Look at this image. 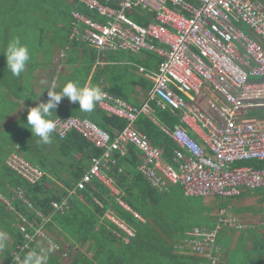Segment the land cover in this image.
<instances>
[{
  "label": "trees",
  "instance_id": "trees-1",
  "mask_svg": "<svg viewBox=\"0 0 264 264\" xmlns=\"http://www.w3.org/2000/svg\"><path fill=\"white\" fill-rule=\"evenodd\" d=\"M99 1L104 3V0ZM72 11L97 18L93 11L77 0H0V49L6 47L12 37L22 33L27 39L30 38L36 51L45 54L48 49V56L43 60L38 61L34 55H30L25 70L18 77L13 76L6 67L5 50L0 52V235L4 237L0 264H16L14 258L18 253L23 256L30 250L48 249L47 240L37 238L29 243L28 248L18 252L17 247L23 246L26 241L20 230L22 221L25 223V233L33 235L36 229L41 228L55 245L46 253V264H60L61 257L66 255V244L74 250L69 264H212L205 254L186 247L191 231L198 226L191 224L197 220V216L203 219L202 223L208 230L216 231L214 244L218 248V261L215 264H261L249 257L252 253L262 256L259 238H254L251 251L245 252L249 233L256 231L254 228L261 224H253V221L241 223L238 216L228 214L230 208L234 214H252L253 202L239 208L230 205L221 214L222 208L204 204L206 198L186 196L180 185L172 186L167 193L158 192L137 169L140 159H137L138 149L132 144H129L124 156L112 151L115 164L103 169L117 193L93 179L84 189H76L75 193L69 195L76 188L81 175L88 170L91 158L99 156L101 150L76 131H69L62 139L53 132L51 143H40L27 125V109L22 103L37 102L40 96L37 89L43 88L42 85L37 87L43 68L48 70V82L45 83V93H41L43 97L35 106L47 101V90L54 87L59 92L67 81H76L84 86L91 76L90 84L99 86L103 70L97 67L95 73L91 72L96 50L69 39L74 21ZM147 13L142 12L140 17L145 18ZM128 16L142 26L148 23L137 13L131 12ZM65 46H69V50L62 63L68 64L69 71L65 75H56L52 85L56 57L53 58L51 51L57 47L60 52ZM177 92L186 101L194 97L181 89H177ZM155 109L159 120L168 127L181 125L177 110L170 107L161 110L157 106ZM70 116L89 119L105 130L110 138L126 125L123 119L103 112L98 104L92 112H84L79 109L78 103H72L66 97L61 99L50 118L54 120ZM133 126L150 144L162 151L166 162L173 163L175 144L158 126L142 115L137 117ZM11 155L39 169L41 176L34 182L28 181L9 165ZM243 163L264 168V161L258 160L236 165ZM19 190L21 193L18 194ZM173 190L178 192L174 194ZM245 191L242 189L241 194ZM63 200H66V205L62 210L53 206V203L61 204ZM224 218L244 225L242 230L237 231L239 235L234 248H231V241L236 230L223 225ZM122 227L130 230L132 235ZM52 235L60 236V241ZM80 249H84L82 252L91 251V257Z\"/></svg>",
  "mask_w": 264,
  "mask_h": 264
},
{
  "label": "built area",
  "instance_id": "built-area-1",
  "mask_svg": "<svg viewBox=\"0 0 264 264\" xmlns=\"http://www.w3.org/2000/svg\"><path fill=\"white\" fill-rule=\"evenodd\" d=\"M77 2L102 17V21H97L77 11L71 12L74 21L69 39L93 47L97 54L95 64L103 63L104 53L116 51L134 54L148 51L161 60L155 72L147 73L152 79V87L140 106L129 105L103 90L106 95L98 107L126 121L115 137L110 138L105 130L86 118L70 116L54 119V133L58 138L62 139L69 131H76L101 150L99 156L91 158L88 170L81 175L69 195L76 189H84L93 179L117 193L103 169L115 164L112 151L125 154L128 144L136 147L141 154L139 172L162 193L180 185L186 196L219 197L224 200L239 197L242 189L264 187V168L236 165L251 160L264 161V123L247 119L250 111L264 109V1ZM134 7L149 10L153 21L145 26L137 24L128 16ZM242 27L247 28L250 34ZM67 50L69 46L60 50L54 59L52 85L62 70ZM139 69L143 71V68ZM177 89L193 94L194 99L186 101ZM205 89H211L218 96L214 101H207L210 113L201 109L197 101ZM152 102L160 109L170 107L177 110L179 123L196 131L202 140V143L196 141L179 124L172 130L161 127L175 144L174 163L166 162L162 151L150 144L133 126L138 115L157 123L153 118ZM9 165L30 182L42 174L15 155L12 163L9 160ZM119 204L127 208L121 201ZM65 205L66 200L61 204L53 203L56 209L61 210ZM220 213L224 214L225 208ZM23 222L20 230L26 241L23 246L17 247L18 252L28 248L29 243L37 238L52 242L41 228L36 229L33 235L25 233ZM222 223L236 231L244 228L243 222L231 218L222 219ZM122 228L131 235L128 229ZM215 236L216 231L195 227L186 241V247L205 254L215 264L218 261Z\"/></svg>",
  "mask_w": 264,
  "mask_h": 264
},
{
  "label": "crops",
  "instance_id": "crops-1",
  "mask_svg": "<svg viewBox=\"0 0 264 264\" xmlns=\"http://www.w3.org/2000/svg\"><path fill=\"white\" fill-rule=\"evenodd\" d=\"M262 1H264V0H262ZM131 12L137 13V15H139V17L142 16V12H144V13L148 12L147 16L145 18L144 17H140V18H143L144 20H147L148 23H150V21L153 20V14L149 10H145V9L143 10V9H140V8L136 9V7H134L133 10L129 11V14ZM94 14H96L97 18H93V19H95L97 21H102V17H100L95 12H94ZM132 20L135 21L138 24L136 19H132ZM237 24H238V26H241L239 22H237ZM242 29L245 30L246 33L250 34V32H249V30L247 28L242 27ZM87 47H89L90 49L93 48V47H90V46H87ZM79 51H82V50L79 49ZM134 55H140V58L136 59ZM111 58H113V59H111ZM102 60H103V63L102 64H98V65L95 64V60H94V62L92 64V70H91L92 74L95 71V68H97V67H100L99 69L103 70V74L101 76V81H100L99 87L102 90L106 91L107 93H110V94L120 98L121 100H123L124 102L128 103L129 105L140 106L144 102V100L146 99L147 93L152 87V79H151V77H149L147 75V73H152V72H155L157 70V67H158V64H159L161 58L158 55H156L155 53L148 52V51H141V52H139L137 54H134V53H131V52H128V51H116V52H106V53H104L103 57H102ZM68 67H69L68 64L64 63L60 73L63 72L64 68L66 69V72L68 73V71H69ZM139 68H143V71H140ZM63 75H65L64 72H63ZM91 80L92 79H91V76H90L88 78L86 84H89ZM39 84L40 85H37V87L42 85L43 88L41 90H38L39 88L37 89L38 93L40 92L38 94L40 96L37 98V102H38L39 99H41L43 97L42 94L45 93V91H46L45 89H46V86H47V85L45 86V83H42L40 80H39ZM204 91H205L204 94L201 97H199L197 99V101H198L201 109H203L204 111L210 113L209 107L207 105V101L208 100H213L214 101L218 96L211 89H205ZM193 99H194V97L192 99H189L188 101H191ZM37 102L35 100H33V101H25V102L22 103V105H23V107L28 109L29 107L35 106V104ZM151 105H152V108H153V118H154V120L157 123H155L152 120H151V122L153 124H155L156 126H158L159 130L162 133L167 135L162 130L161 127H165V128H167L169 130H172L176 126V124H175L174 127L172 126V128H170V127H168L166 125V123H162L159 120V118H158V113L156 114L155 110H157V109H155L156 106L154 107L155 104H153V102H152ZM166 109H161V110H166ZM142 116H144V115H142ZM144 117H146V116H144ZM247 119L248 120L249 119L253 120L255 123H262V122L264 123V114L260 110H257L252 115H250V117L247 118ZM181 127L182 128L185 127L184 129H186L187 132H189V134L194 139H196V141H198L199 143L200 142L202 143V140H201L199 134L196 131H193V130L189 129L185 125H183ZM128 146H129V144H128ZM125 154H122L121 156H124ZM140 156H141V154L138 151L137 159H140ZM151 187H153V186H151ZM173 187H171L170 190ZM262 189H264V188H262ZM245 190L246 191H250L249 189H245ZM177 192L178 191H174V190L172 191V193H174V194L177 193ZM241 197H242V194L239 197H237V198H241ZM262 197L264 198L263 195H260L259 198L256 195L252 199H243L242 202L240 201L238 204L235 203L232 206L233 207L237 206L239 208L241 205H243L245 203H248V205H249V203H252V202L254 203L253 208H252L254 211H253L252 215L256 214L258 212V216L260 217V220H252V221H253V224H256V225H260L261 224V225L258 226V227H255V228L253 227L256 231L252 230L249 233V236H248V238L246 240L245 252L247 254L249 251H251V245L254 242L253 239L254 238L255 239L259 238L258 239V240H260L259 243H261V245H262V247H261L262 256L260 257L259 253H252L249 257H250V259L253 258V260L259 261V262H261V264H264V209H262V206L264 205V202H263L262 205H259V203H260L259 201H260V199ZM259 208L261 209L260 212L257 211V209H259ZM127 210H129V208ZM232 210L233 209L230 208L228 214L229 215L238 216L241 219L240 221L243 222L242 221L243 214L242 213L241 214L240 213L234 214V211H232ZM216 218H217V216H216ZM216 218L213 221H215ZM255 221H259V222L255 223ZM201 227L202 228H206V226L204 224ZM256 232L259 235L255 236V234H257ZM238 235H239V232L234 231V234L232 236V241H231V248H234V245L236 244Z\"/></svg>",
  "mask_w": 264,
  "mask_h": 264
},
{
  "label": "clouds",
  "instance_id": "clouds-1",
  "mask_svg": "<svg viewBox=\"0 0 264 264\" xmlns=\"http://www.w3.org/2000/svg\"><path fill=\"white\" fill-rule=\"evenodd\" d=\"M3 55L6 59L7 69L16 77L20 76L25 70L30 59L29 49L27 45L21 42L19 37H14L8 42ZM105 95L97 85L89 83L80 86L76 81H67L59 92L54 87L47 90L48 99L46 102H40L36 106L27 109V125L32 135L38 137L40 143L49 144L51 143V134L56 128V122L50 117L62 98L66 97L70 102L78 103L81 111L92 112L96 104L104 100ZM3 247L4 237L0 235V248ZM54 247L55 245L49 241V247L46 250H30L23 256L18 253L15 257L16 264H46V253Z\"/></svg>",
  "mask_w": 264,
  "mask_h": 264
},
{
  "label": "rangeland",
  "instance_id": "rangeland-1",
  "mask_svg": "<svg viewBox=\"0 0 264 264\" xmlns=\"http://www.w3.org/2000/svg\"><path fill=\"white\" fill-rule=\"evenodd\" d=\"M28 30V29H27ZM2 32V30H1ZM15 37V36H14ZM12 37V38H14ZM16 37H19L21 42L22 43H25V45H27L28 49H29V53L30 55L33 57H36L37 60H43L45 56H48V49L46 50V53L44 54L42 51H36L34 47H32L33 43L30 41V38L27 39V37L25 36L24 33H22L21 35H17ZM11 38V39H12ZM37 45V44H36ZM5 46H3L2 49H0V52L5 50L4 48ZM37 49V48H36ZM59 52L58 48L56 47L55 50H52L51 51V55H53V58L57 57V53ZM141 55V54H140ZM140 55H134L136 59L140 58ZM45 70V71H44ZM63 72L65 73L66 72V69L64 68ZM63 72L61 73L63 75ZM40 81H42L43 83H47L48 82V70L47 68H43V71H40ZM60 78V76L58 77V79ZM57 79V80H58ZM255 79V78H254ZM51 84V83H50ZM38 85H40L38 83ZM57 85V84H56ZM28 107V106H27ZM257 110H254V111H250L249 114H248V117H250V115H252L254 112H256ZM260 111L264 114V109H260ZM9 160L13 161V155L10 156ZM16 165H18V160H16ZM248 164L246 163H243L242 166H247ZM257 195V197L259 198L260 195H263L264 196V189H254V190H250V191H245V193L242 195L241 198H233V199H230V200H221L219 197H212V198H206V200H204V204L206 203L207 206H210L212 208L214 207H217V208H227L229 207L230 205H233L235 203H239L240 201L242 202L243 199H252L254 198L255 196ZM238 200V201H237ZM224 201V202H223ZM259 205H262L263 202H264V198L262 197L259 201ZM245 205H248V203H245ZM244 205V206H245ZM243 206V205H242ZM214 211V209H212ZM212 211V212H213ZM218 212V210H217ZM216 213V211L214 212V214ZM244 217V218H243ZM242 217V221L246 223V221H252V220H260V217L258 216V212L256 214H251V213H248V214H245L244 216ZM259 217V218H258ZM211 218H209L208 220H210ZM198 220V221H197ZM197 220L196 221H192L191 224L193 225H198L197 227H201L202 226V218L198 217L197 216ZM199 222V223H198ZM130 231V230H129ZM131 235H132V232H131ZM53 238L57 239L58 241H60L59 237L60 236H54L52 235ZM65 249H66V255H63L61 257V261H60V264H69L70 260H71V256L74 254V250L71 249V248H68L67 244L64 245ZM84 249H80V251L82 252ZM82 253H85L88 257H91L92 253L91 251H86V252H82Z\"/></svg>",
  "mask_w": 264,
  "mask_h": 264
}]
</instances>
